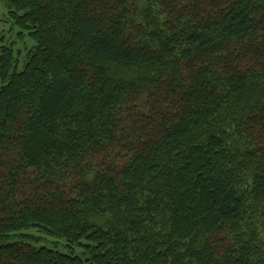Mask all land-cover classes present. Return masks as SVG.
<instances>
[{
	"label": "trees",
	"instance_id": "16d2710c",
	"mask_svg": "<svg viewBox=\"0 0 264 264\" xmlns=\"http://www.w3.org/2000/svg\"><path fill=\"white\" fill-rule=\"evenodd\" d=\"M3 1L0 264H264V0Z\"/></svg>",
	"mask_w": 264,
	"mask_h": 264
},
{
	"label": "rangeland",
	"instance_id": "374dc122",
	"mask_svg": "<svg viewBox=\"0 0 264 264\" xmlns=\"http://www.w3.org/2000/svg\"><path fill=\"white\" fill-rule=\"evenodd\" d=\"M8 6L5 1L0 0V38H4L5 41H15L17 44L16 50L20 52V66L23 65L25 61V55L29 52L35 45L28 39L27 35L24 40L17 42L15 36L18 33V30L12 26L8 17ZM0 45H2V40H0ZM22 241L26 243H31L34 247H46L49 249H57L60 252H64L70 255H81V249L73 246V249H70L67 243L63 239H57L54 237H49L43 231L36 228H30L25 231L16 233L13 237L8 239V243Z\"/></svg>",
	"mask_w": 264,
	"mask_h": 264
}]
</instances>
